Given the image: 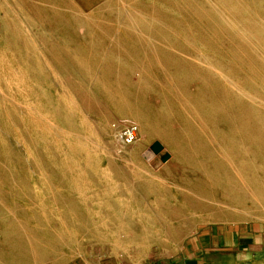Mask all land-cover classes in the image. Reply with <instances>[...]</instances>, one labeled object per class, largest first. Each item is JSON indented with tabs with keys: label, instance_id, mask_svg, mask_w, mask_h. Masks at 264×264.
<instances>
[{
	"label": "rangeland",
	"instance_id": "rangeland-1",
	"mask_svg": "<svg viewBox=\"0 0 264 264\" xmlns=\"http://www.w3.org/2000/svg\"><path fill=\"white\" fill-rule=\"evenodd\" d=\"M41 1L0 0V245L5 237L8 251L0 258L10 264H264V179L250 186L236 171L228 173L225 154L200 137L198 154L189 146L194 134L183 133L200 105V87L213 77L262 110L250 121L264 118V6L184 0L180 13L164 0H120L143 17H130L141 30L154 23L182 39L168 60L174 56L176 65L182 55L199 75L179 82L171 66L152 62V53L123 28L103 44L97 33L84 40L41 22L42 28L27 26L30 8L41 11ZM105 1L90 11L80 7L94 12ZM227 71L234 82L222 77ZM133 123L140 139L129 145L122 129ZM185 153L201 163L195 174L183 164ZM262 154L253 156L250 172L264 170ZM213 163L223 166L221 175L231 174L235 193L209 183Z\"/></svg>",
	"mask_w": 264,
	"mask_h": 264
},
{
	"label": "bare ground",
	"instance_id": "bare-ground-1",
	"mask_svg": "<svg viewBox=\"0 0 264 264\" xmlns=\"http://www.w3.org/2000/svg\"><path fill=\"white\" fill-rule=\"evenodd\" d=\"M100 1L101 0H42L41 2L44 3V6L41 11H35L33 8H30L32 14H30L31 17H26V25L31 27H40L36 23L41 22L46 28L52 27L58 32L61 29L64 32H69L72 36L81 37L84 40H87L89 36H92L94 33H97L101 37L100 40H103V44L106 43L108 36L110 40L112 39L110 37V34L113 31L117 30L118 32L120 29L123 28L125 37L129 38L137 46L142 45L146 47V49L152 53V62H161L164 60V65L168 64V66H171L176 72V80H178L179 82L181 80L183 82L186 79L194 80L197 78L199 74L194 71V64L188 62L186 60V57L182 55V58L176 57V59H179L175 62L176 65H173L172 63L174 61V56H172L173 60H168V58H170V53H168V51L172 50V45L176 46V49L177 45H182V39H180L179 37L174 38L171 35V32L163 27H161V29L154 27V23L151 25L148 22L144 23L145 27L141 30L142 24L141 26L132 24L130 17L134 16L136 19L139 20H143V17L135 11L132 13L129 12L125 6L126 4H123L120 0H107L102 3L101 6L96 8L94 12H89L92 5L94 6ZM164 1L180 13H184L186 9L183 6L185 4L184 0ZM251 2H254L258 6H264V0H251ZM80 5L85 6L89 11H87L85 7H80ZM126 10L128 11V16L124 14ZM11 11L13 12V10ZM94 15L100 16L101 18L103 17L107 22L104 23L102 21L98 23V21L93 19ZM15 18L18 22L17 16H15ZM123 18L124 21H121L123 20ZM12 20L15 19L13 18L11 19V21L7 19L6 23L9 28L13 24ZM178 25L182 26L181 21H179ZM64 37L67 38V34H65ZM173 51L176 52V55L177 53H181L178 50ZM68 55V52H65L64 58L68 57ZM191 59L192 58H190V61ZM199 72L200 74L202 73V71ZM207 76L213 77V74L211 73ZM223 76H226L228 80L234 82V77L231 72L227 71L222 74V77ZM134 79L136 80V78ZM127 87H129V85ZM201 87L199 89L201 99L198 103L200 105L199 107H197V110L195 112H190V117L187 120L189 122L190 130H187L188 132H183L185 133L186 137H189L190 135L194 134V136L190 138V150L197 149L199 151L198 154H200L198 142L200 141V138H203L208 148H214L218 153L223 155L225 154L230 159L228 173H231V171H236V173L239 174V177L242 178L243 182L244 180L245 182L247 180L250 186H252V182L258 186L260 178L264 179V170H262L261 174H257L256 171L254 173V170L250 172V168L253 167L256 163L254 161L256 158L254 159L253 156H262V152H264V118L260 117L259 120H257L256 122L250 121L249 118L252 113L261 114L260 112H262V110L257 108V106L249 105L246 101L242 100L244 99L242 97H247L246 94L239 92L236 96H234L232 92L234 88H230L220 78L213 77L212 82H203V85ZM135 88L137 89V91H142L143 85ZM238 88L240 87L237 86V89ZM238 97H240L241 99ZM232 98L236 99L235 105L237 107H240L241 111H237L235 109ZM138 102L139 104H141V101L137 100L136 103L138 104ZM168 104L169 102L167 103V105ZM182 108L184 111H187L186 107H184L183 102L181 105V109ZM168 120L171 121L172 118L169 117ZM129 129H133L132 134H135V139L133 141L127 140L126 134ZM122 131V136L125 137V142L129 145L137 143L140 139L139 126L135 125L134 123L123 127ZM193 144L194 146H192ZM182 156L185 160L183 164L185 166L191 167L190 171L195 174V172L201 167L199 165L201 163L194 159L196 156L189 153H185V155ZM203 157L207 158L205 156ZM262 163H264V160H262ZM213 166V168H216V172L209 174L211 177L209 183L212 185V187H216L214 184H217L218 186L228 185L234 189L235 193L236 189L234 187L236 186V183L232 179L231 174L228 176L221 175V171H219V169L223 166L217 167L216 163H213ZM163 172L165 175L169 176L168 179H173V175H171L168 169H165ZM198 177L199 176H195V178ZM181 180L182 182L186 181L184 180V178H181ZM244 184L246 186V183ZM245 189H248L247 186ZM246 194V192H242L239 195ZM169 216H171V214ZM3 238L4 242L0 245V254L8 252L5 237ZM3 263L10 264V262L5 263L4 257L3 259L0 258V264ZM13 263L14 260H12L11 264Z\"/></svg>",
	"mask_w": 264,
	"mask_h": 264
},
{
	"label": "built area",
	"instance_id": "built-area-1",
	"mask_svg": "<svg viewBox=\"0 0 264 264\" xmlns=\"http://www.w3.org/2000/svg\"><path fill=\"white\" fill-rule=\"evenodd\" d=\"M133 129L127 131L126 137L128 141H133L135 139V134H132Z\"/></svg>",
	"mask_w": 264,
	"mask_h": 264
},
{
	"label": "water",
	"instance_id": "water-1",
	"mask_svg": "<svg viewBox=\"0 0 264 264\" xmlns=\"http://www.w3.org/2000/svg\"><path fill=\"white\" fill-rule=\"evenodd\" d=\"M152 148H154L153 150H155L156 152H158V150L161 149V146L159 145V143H156L152 146Z\"/></svg>",
	"mask_w": 264,
	"mask_h": 264
}]
</instances>
